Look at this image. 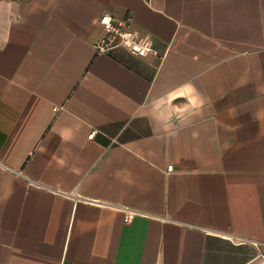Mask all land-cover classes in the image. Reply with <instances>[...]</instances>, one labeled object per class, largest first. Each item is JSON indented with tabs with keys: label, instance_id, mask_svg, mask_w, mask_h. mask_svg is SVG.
<instances>
[{
	"label": "crops",
	"instance_id": "crops-1",
	"mask_svg": "<svg viewBox=\"0 0 264 264\" xmlns=\"http://www.w3.org/2000/svg\"><path fill=\"white\" fill-rule=\"evenodd\" d=\"M0 264H264V0H0Z\"/></svg>",
	"mask_w": 264,
	"mask_h": 264
},
{
	"label": "built area",
	"instance_id": "built-area-1",
	"mask_svg": "<svg viewBox=\"0 0 264 264\" xmlns=\"http://www.w3.org/2000/svg\"><path fill=\"white\" fill-rule=\"evenodd\" d=\"M99 22L104 27V33L95 42L97 53L109 52L115 47L124 46L130 51L145 55L154 51L153 40L150 34H140L132 29L128 20H118L110 13H104L100 16ZM96 133L93 129L88 137L92 138ZM173 164L168 166V170H172ZM125 210V219L131 220L139 210L123 206Z\"/></svg>",
	"mask_w": 264,
	"mask_h": 264
}]
</instances>
